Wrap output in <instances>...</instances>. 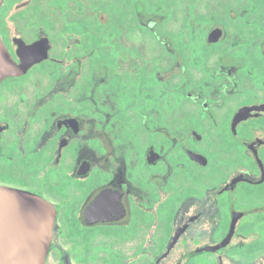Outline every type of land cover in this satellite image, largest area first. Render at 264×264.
Masks as SVG:
<instances>
[{
    "label": "flooded vegetation",
    "instance_id": "1",
    "mask_svg": "<svg viewBox=\"0 0 264 264\" xmlns=\"http://www.w3.org/2000/svg\"><path fill=\"white\" fill-rule=\"evenodd\" d=\"M0 186L45 264H264V0H0Z\"/></svg>",
    "mask_w": 264,
    "mask_h": 264
},
{
    "label": "water",
    "instance_id": "2",
    "mask_svg": "<svg viewBox=\"0 0 264 264\" xmlns=\"http://www.w3.org/2000/svg\"><path fill=\"white\" fill-rule=\"evenodd\" d=\"M53 222L43 198L0 186V264H45Z\"/></svg>",
    "mask_w": 264,
    "mask_h": 264
},
{
    "label": "rangeland",
    "instance_id": "3",
    "mask_svg": "<svg viewBox=\"0 0 264 264\" xmlns=\"http://www.w3.org/2000/svg\"><path fill=\"white\" fill-rule=\"evenodd\" d=\"M262 248H264V246H258V247H254L253 249L256 251V250H261ZM252 251V249H251ZM207 264H215V262L212 260V261H208Z\"/></svg>",
    "mask_w": 264,
    "mask_h": 264
}]
</instances>
